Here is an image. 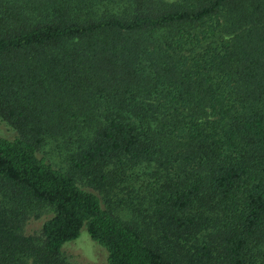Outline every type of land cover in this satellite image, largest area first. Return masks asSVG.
Segmentation results:
<instances>
[{
  "label": "trees",
  "instance_id": "trees-1",
  "mask_svg": "<svg viewBox=\"0 0 264 264\" xmlns=\"http://www.w3.org/2000/svg\"><path fill=\"white\" fill-rule=\"evenodd\" d=\"M0 120V264H264V0H0Z\"/></svg>",
  "mask_w": 264,
  "mask_h": 264
},
{
  "label": "rangeland",
  "instance_id": "rangeland-1",
  "mask_svg": "<svg viewBox=\"0 0 264 264\" xmlns=\"http://www.w3.org/2000/svg\"><path fill=\"white\" fill-rule=\"evenodd\" d=\"M16 135V132L11 127L0 120L1 138H12ZM39 154L50 161L54 167H64L61 158L51 145L43 147ZM45 218L44 214H41L38 219L30 217L24 226V233L28 235L37 234ZM63 254L70 264H104L105 261L104 251L88 238L84 227L80 229L78 238L63 248Z\"/></svg>",
  "mask_w": 264,
  "mask_h": 264
}]
</instances>
